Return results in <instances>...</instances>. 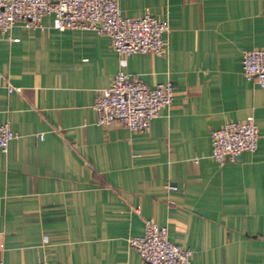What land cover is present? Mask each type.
Wrapping results in <instances>:
<instances>
[{"label":"crops","instance_id":"0c3cea01","mask_svg":"<svg viewBox=\"0 0 264 264\" xmlns=\"http://www.w3.org/2000/svg\"><path fill=\"white\" fill-rule=\"evenodd\" d=\"M119 7L168 20L164 55L123 57L95 28L58 30L53 14L0 31V125L17 134L0 150V263L148 264L129 239L150 220L192 264H264V89L242 70L246 51L264 49V0ZM119 72L173 86L147 132L96 123ZM249 117L257 150L219 163L213 131Z\"/></svg>","mask_w":264,"mask_h":264},{"label":"built area","instance_id":"2783aa9c","mask_svg":"<svg viewBox=\"0 0 264 264\" xmlns=\"http://www.w3.org/2000/svg\"><path fill=\"white\" fill-rule=\"evenodd\" d=\"M49 14L55 16L56 28L60 31L95 28L108 35L115 51L123 57L162 56L166 52L168 20L149 13L139 18L125 17L119 0H0V31L5 33L17 23L40 28L43 17ZM242 70L245 78L256 80L264 89V49L246 51ZM8 89L10 93L21 91L13 86ZM173 97L171 83L150 87L133 75L119 72L111 85L101 91L94 105L98 114L96 123L107 127L118 121L132 132H147L160 112L171 106ZM16 138L10 123L0 125L2 152H7L10 142ZM258 140L259 130L253 117L228 123L213 131L211 156L224 164L245 152L256 151ZM176 188L169 185L170 190ZM129 246L148 264H192V251L171 243L167 228L150 220L145 221L142 235L129 239Z\"/></svg>","mask_w":264,"mask_h":264},{"label":"water","instance_id":"95a60500","mask_svg":"<svg viewBox=\"0 0 264 264\" xmlns=\"http://www.w3.org/2000/svg\"><path fill=\"white\" fill-rule=\"evenodd\" d=\"M242 155V154H241Z\"/></svg>","mask_w":264,"mask_h":264}]
</instances>
